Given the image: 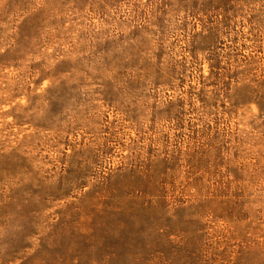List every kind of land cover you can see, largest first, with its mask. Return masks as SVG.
I'll use <instances>...</instances> for the list:
<instances>
[{
	"label": "rangeland",
	"instance_id": "1",
	"mask_svg": "<svg viewBox=\"0 0 264 264\" xmlns=\"http://www.w3.org/2000/svg\"><path fill=\"white\" fill-rule=\"evenodd\" d=\"M0 264H264V0H0Z\"/></svg>",
	"mask_w": 264,
	"mask_h": 264
}]
</instances>
